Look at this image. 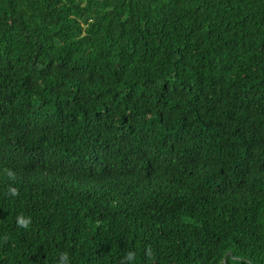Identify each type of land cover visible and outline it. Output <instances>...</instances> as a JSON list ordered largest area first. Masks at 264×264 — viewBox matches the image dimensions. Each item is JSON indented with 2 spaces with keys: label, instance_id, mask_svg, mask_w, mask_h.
Listing matches in <instances>:
<instances>
[{
  "label": "trees",
  "instance_id": "obj_1",
  "mask_svg": "<svg viewBox=\"0 0 264 264\" xmlns=\"http://www.w3.org/2000/svg\"><path fill=\"white\" fill-rule=\"evenodd\" d=\"M0 264H264V0H0Z\"/></svg>",
  "mask_w": 264,
  "mask_h": 264
},
{
  "label": "water",
  "instance_id": "obj_2",
  "mask_svg": "<svg viewBox=\"0 0 264 264\" xmlns=\"http://www.w3.org/2000/svg\"><path fill=\"white\" fill-rule=\"evenodd\" d=\"M227 255H231V251H227V252H226V254H225V256H224V260H225V257H226ZM232 257H233V256H232ZM233 258H235V257H233Z\"/></svg>",
  "mask_w": 264,
  "mask_h": 264
},
{
  "label": "clouds",
  "instance_id": "obj_3",
  "mask_svg": "<svg viewBox=\"0 0 264 264\" xmlns=\"http://www.w3.org/2000/svg\"><path fill=\"white\" fill-rule=\"evenodd\" d=\"M132 255H133L132 253H129L128 258L130 259L132 257Z\"/></svg>",
  "mask_w": 264,
  "mask_h": 264
}]
</instances>
